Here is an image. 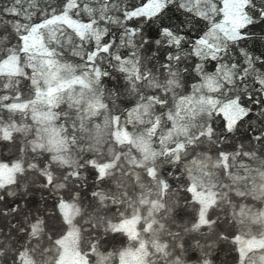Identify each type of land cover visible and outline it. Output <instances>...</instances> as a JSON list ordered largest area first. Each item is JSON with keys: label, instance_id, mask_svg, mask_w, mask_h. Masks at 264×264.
Returning a JSON list of instances; mask_svg holds the SVG:
<instances>
[{"label": "snow or ice", "instance_id": "6c2138e0", "mask_svg": "<svg viewBox=\"0 0 264 264\" xmlns=\"http://www.w3.org/2000/svg\"><path fill=\"white\" fill-rule=\"evenodd\" d=\"M69 54L78 62L67 59ZM102 62L124 75L132 97L129 111L114 114L103 102L101 77L110 73L101 71ZM62 104L73 110L75 131L59 123L54 108ZM254 118L264 125V0H57L55 4L8 0L0 4V142L22 138L34 145L27 149L31 160L0 163L13 172L10 182H0V203L12 198L11 205L0 209V218L21 213V200H30L35 211L25 216L23 224L9 222L10 229L29 237V246L12 250L10 264H37L38 244L31 242L42 236L56 246L58 261L63 242L84 231L78 220L88 212L84 199L114 215L103 221L102 241L93 239L87 251L77 246L81 264H88L89 252L99 257L97 264L109 260L187 264L189 250L201 248L204 255L196 257L198 264H211V244L205 241L202 246L199 239L211 235L220 223L211 212L230 207L233 227L245 221L257 228L264 225V208L252 210L256 201L264 203V126L254 128L250 123ZM93 124L98 136L107 135L109 143L121 148L115 160H101L91 149V156L81 157L85 151L80 147L81 133ZM245 124L244 139L251 147L245 150L241 143L234 154L218 151L213 160L211 151L225 134L235 135ZM38 139L45 143H37ZM137 143L152 162L146 168L133 164L134 170L144 171L140 176L128 175L134 185L141 179L148 184L153 207L159 201V215L147 223L132 216L125 208L126 194L110 186V178L117 175L116 161L135 152ZM162 164L178 171L183 167V188L173 190L158 167ZM57 167L63 169V179L54 176ZM86 169H91L95 181L88 186L90 192L84 190ZM32 172L38 184H21L20 178ZM157 186L159 193L152 197ZM33 187L41 192L39 199L29 195ZM169 209L174 223L167 237L149 242L154 227L165 228L160 221L169 219ZM53 218L58 228L50 225ZM133 223L136 230L129 231L127 226ZM116 234L126 237L128 246L102 252L108 235L114 240ZM188 235L195 244L188 242ZM257 235L245 233L247 238L242 239L232 234L241 245L239 264H251L257 250L264 252V231ZM5 254L6 249L0 248V258Z\"/></svg>", "mask_w": 264, "mask_h": 264}, {"label": "water", "instance_id": "95a60500", "mask_svg": "<svg viewBox=\"0 0 264 264\" xmlns=\"http://www.w3.org/2000/svg\"><path fill=\"white\" fill-rule=\"evenodd\" d=\"M8 2V0H0V4ZM51 3L55 4L57 0H50ZM117 29L116 25L112 26L113 32ZM259 36L260 33L257 32ZM74 64L78 62L77 58L72 57L70 54L66 57ZM101 68V71H108L110 75L108 77H101V93L103 96V102L108 103L111 111L114 114L125 113L130 110L132 107L130 101L132 97L128 94L127 81L124 78V75L119 72L118 68L111 67L108 63L102 62L98 65ZM8 70H14L9 67ZM27 82H22L26 84ZM27 94V93H26ZM58 115L61 117L59 123L66 125L69 130H76V126L74 125L75 117L72 116V109L66 107L65 105H61L59 109H55ZM105 119L107 118V113H105ZM124 117L122 116V120ZM102 125V121H100ZM254 128L264 126L258 125L257 120L254 118L251 122ZM103 126V125H102ZM131 127V126H129ZM220 122L217 120L216 129L219 130ZM248 132V124H245L243 128L240 129L238 133L233 134H225L226 138L223 139L219 144H217L211 151V155L213 160L216 158V154L218 151H224L230 154H234L235 151L240 149L241 143L245 145V150H247L251 145L244 139V134ZM25 133H27V128H25ZM21 136L24 133L20 134ZM81 137L83 143L80 147L85 149L80 155L82 158H88L91 156L89 149L95 152L99 159L103 160L106 158H112L115 160L116 155L122 154L121 148L114 144L108 142V136L104 135L102 138L97 135V129L93 124L88 131L82 132ZM71 139V137H69ZM37 143H45L43 139H38ZM34 146L31 142L26 143L24 139H18V142H0V163H15L18 159L31 160L32 154L27 151L28 147ZM141 147L138 143L135 145V152H127L124 154V159L116 161V168L114 171L117 173L116 176L111 177V187H114L118 190L123 191L127 197V204L125 208L127 211L131 212V215L134 217H139L141 223L152 222L154 218H156L158 213L159 201H155L156 207H153V201L149 199V188L148 184L144 182L142 179L137 181L134 185L132 179L129 177V173H133L134 176H140L144 171V168L151 165V157L149 156L147 159L144 158L146 155L141 151ZM23 148L24 151H20ZM256 148L259 149L260 145L256 144ZM79 150V149H77ZM39 156V152L36 153ZM75 155V153H74ZM243 160V157L238 158ZM133 164H141L144 168L139 170H134ZM160 168L161 173L164 174V177L169 181L173 190L176 188H183L184 186V177L183 167L177 170L176 166L162 164L158 166ZM55 177H59L63 179V169L61 167H57L54 173ZM84 176L87 177V183L85 184V192H90L91 188L89 185L94 184V177L91 174V169H86L84 171ZM13 178V172L7 168L0 166V182L8 183ZM20 182L23 185H31L33 183L38 184L36 172L29 173L27 176L20 178ZM71 181L69 184L71 185ZM155 183V181H153ZM109 186H106L105 190L107 191ZM143 192V196L141 195ZM35 194L36 198L39 199L41 196V192L37 190L36 187H33L29 195ZM159 193V188L157 186L156 191L151 192V196L155 197ZM67 194V193H65ZM177 197L180 193L176 194ZM27 199V197H25ZM52 198H49L48 210L51 211V203ZM234 201L239 203V199L234 197ZM12 203V198L9 197L7 201L0 203V209H5ZM21 208H24L23 211L17 214L15 217L7 216L4 218H0V229H3L2 234H0V248L6 249L5 257L0 258V264H10L12 250L19 246H29L28 241L29 237L24 235L22 236L15 229L9 228V222L13 221L19 224H23L25 216L31 211L34 215L35 211L32 209V202L21 200L19 201ZM82 203L88 206V212L86 215L78 218L79 227L84 229L82 233L79 235H72L68 239H66L63 244V252L60 254V259L56 260L57 249L53 244L51 239L42 238L37 241H32L31 244L33 246L37 245L35 256L37 264H44L45 260H50L51 264H81L80 257L75 254V249L77 246L80 249L85 251L88 250V246L92 243L93 239L103 240L104 239V224L103 221L111 219L113 217V213L108 208H102L99 205L94 203H90L87 199L82 200ZM27 204V207L25 205ZM255 207H253V212L257 211V207L264 208V203H260L259 201L255 202ZM98 209V211L94 210ZM41 211H44L43 204L41 205ZM232 209L230 207H224L223 210H215L210 213L213 219H217L220 223L216 227V230L209 236L199 237L200 243L203 246L205 241L211 244V250L208 253V256L211 260V264H239V253L238 249L241 247L239 243H235L232 239V234L240 235L242 239H246L245 233H250L251 235L257 236L259 231H264V225L254 227L251 225L250 221H245L244 224H237L235 227L232 226L230 217L232 216ZM168 220H162L160 222L165 223V228L163 230L153 228L149 235V242H158L167 237L169 231V225L174 223L171 217V210L168 212ZM187 219V217H186ZM50 225H55L56 228L59 227L58 221L53 218L50 220ZM129 231L136 230V224L133 223L127 226ZM175 231V229H172ZM58 234V233H57ZM47 234H44L46 236ZM217 235L227 236V239H216ZM142 238L144 234L141 233ZM188 242L191 244H195L196 240L193 239L192 235L187 236ZM127 238L116 234V239H112L111 235H108L107 242L101 245V251L107 249L108 252H112L113 250L119 251L128 246ZM204 252L201 249L193 252L189 250L186 256L187 264H198L197 258L198 256H203ZM99 257L93 255L91 252L88 254V264H97ZM107 264H113V261H108ZM251 264H264V252L257 250L255 254L252 255Z\"/></svg>", "mask_w": 264, "mask_h": 264}]
</instances>
